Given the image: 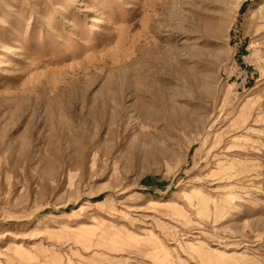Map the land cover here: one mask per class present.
<instances>
[{"label":"rangeland","instance_id":"374dc122","mask_svg":"<svg viewBox=\"0 0 264 264\" xmlns=\"http://www.w3.org/2000/svg\"><path fill=\"white\" fill-rule=\"evenodd\" d=\"M0 264H264V0H0Z\"/></svg>","mask_w":264,"mask_h":264},{"label":"bare ground","instance_id":"6f19581e","mask_svg":"<svg viewBox=\"0 0 264 264\" xmlns=\"http://www.w3.org/2000/svg\"><path fill=\"white\" fill-rule=\"evenodd\" d=\"M245 223V222H244Z\"/></svg>","mask_w":264,"mask_h":264}]
</instances>
